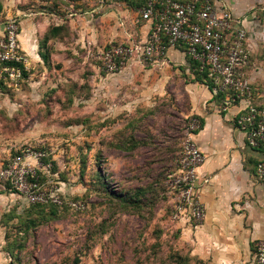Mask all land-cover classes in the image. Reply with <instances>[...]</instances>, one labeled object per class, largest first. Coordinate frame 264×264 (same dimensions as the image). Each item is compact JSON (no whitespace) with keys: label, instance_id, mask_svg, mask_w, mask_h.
I'll return each mask as SVG.
<instances>
[{"label":"rangeland","instance_id":"rangeland-1","mask_svg":"<svg viewBox=\"0 0 264 264\" xmlns=\"http://www.w3.org/2000/svg\"><path fill=\"white\" fill-rule=\"evenodd\" d=\"M94 20L63 26L17 87L0 79V169L43 152L37 182L64 202L29 205L0 178V264H216L189 247L168 190L199 83L172 62L107 74L102 51L127 41L97 36L113 22Z\"/></svg>","mask_w":264,"mask_h":264},{"label":"crops","instance_id":"crops-1","mask_svg":"<svg viewBox=\"0 0 264 264\" xmlns=\"http://www.w3.org/2000/svg\"><path fill=\"white\" fill-rule=\"evenodd\" d=\"M211 1L243 21L250 54L244 73L251 82L253 104L264 110V24L259 22L264 0ZM142 4V0H0V36L3 22L18 20L19 47L34 76L47 59L48 44L60 39L63 26L74 29L81 23L86 28L99 17L112 21L113 26L97 36L127 43L144 40L150 24H135ZM167 60L188 67L187 72L193 75L194 64L182 49L169 50ZM34 85L30 83V90L36 93ZM188 90L191 110L200 124L193 141L205 156L197 173L208 182L199 189L204 220L195 223L182 218L178 224L193 253L204 260L254 264V244L264 239V180L256 176L264 152L250 149L235 125L244 105L222 111L206 85L191 84Z\"/></svg>","mask_w":264,"mask_h":264},{"label":"built area","instance_id":"built-area-1","mask_svg":"<svg viewBox=\"0 0 264 264\" xmlns=\"http://www.w3.org/2000/svg\"><path fill=\"white\" fill-rule=\"evenodd\" d=\"M142 1L135 24L149 23L148 34L142 41L117 44L102 51L99 59L103 71L117 74L129 64L142 65L144 61L168 64V51L182 49L193 62V71L208 73L211 84L206 87L211 88L208 89L213 98L223 95L222 111L244 105L235 125L244 133L250 149L264 152V110L253 104L251 82L244 73L250 54L242 19L211 0ZM260 17L259 22L264 24V9ZM2 26L0 79L9 87H17L27 72V60L18 43V20H6ZM199 127L198 119L190 120L176 174L170 178L168 189L175 196L174 219L188 218L195 223L205 218L199 189L208 182L206 176L197 173L205 161L193 141ZM44 157L43 152L26 148L0 169V178L29 205L62 206L61 192L41 191L37 182L36 169H42ZM256 176L264 180V160L258 162ZM254 264H264V239L254 244Z\"/></svg>","mask_w":264,"mask_h":264},{"label":"trees","instance_id":"trees-1","mask_svg":"<svg viewBox=\"0 0 264 264\" xmlns=\"http://www.w3.org/2000/svg\"><path fill=\"white\" fill-rule=\"evenodd\" d=\"M25 75L26 74H24V77H25ZM192 76H193V80H195L199 84H203V85H210L211 84V80L209 79L207 72L194 71ZM208 88L211 89L210 87H208ZM222 98H223V95H219V96H216L214 99H215V101H217L221 105L222 104ZM10 190H12L11 187H10ZM13 192H14V194H16L15 191H13ZM16 196H18V195H16ZM40 206H45V205H40Z\"/></svg>","mask_w":264,"mask_h":264}]
</instances>
